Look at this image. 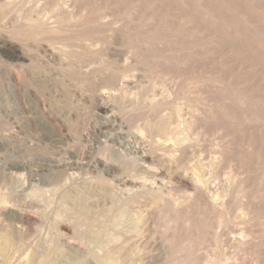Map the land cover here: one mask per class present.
I'll use <instances>...</instances> for the list:
<instances>
[{
  "label": "rangeland",
  "instance_id": "374dc122",
  "mask_svg": "<svg viewBox=\"0 0 264 264\" xmlns=\"http://www.w3.org/2000/svg\"><path fill=\"white\" fill-rule=\"evenodd\" d=\"M71 1L86 34L105 15L108 41L73 74L48 42L17 40L23 22L0 30V264H264V0ZM159 115L181 133L154 129Z\"/></svg>",
  "mask_w": 264,
  "mask_h": 264
},
{
  "label": "bare ground",
  "instance_id": "6f19581e",
  "mask_svg": "<svg viewBox=\"0 0 264 264\" xmlns=\"http://www.w3.org/2000/svg\"><path fill=\"white\" fill-rule=\"evenodd\" d=\"M25 1V5H26V1L27 0H23L22 1V3ZM34 2V0H28V3H27V5H30V2ZM38 1H40V0H38ZM44 2L41 4V5H43V8L45 9V12H44V10L42 9L41 10V8L40 7H42V6H39V3L37 4H35V2H36V0H35V2L31 5V6H25L24 5V3L22 4V3H20L21 1H19V3H17L16 2V0H0V17H1V21H0V30H5V31H10L11 30V28H13V26H14V24L12 23V22H15V21H19V23L21 22H23L22 24V28H14V29H16V31H18V33H16L17 35H16V37H18L17 38V40L18 41H20L21 43H23L24 45H28V43L29 42H27V41H29V40H31V41H33V42H37V43H41V42H44V41H46V42H48L49 43V45H47V46H49V47H47L46 48V51L47 52H49V53H51L50 51L52 50V52L57 56V54H56V51H61L62 52V57H64L63 56V54L64 55H66L67 57H69V58H71V60H70V64L69 63H67L68 64V66H67V70L69 71V72H72V74L74 73V72H76V68H75V66L76 67H79L81 64H83V65H85L84 64V61H86L85 63L86 64H88V66L89 65H91L92 64V62H91V64L90 63H87V62H90L92 59H90L91 57H90V55H92L95 51H94V48H93V45L95 44V43H97V41H99V40H103V42H104V40H106V37L103 35V34H101L102 33V31H104L105 30V28L107 27H105V24L107 25V21H104L103 20V15L104 14H100V13H96V14H92L91 15V17H90V19H91V22L93 23V27H91V29L89 30V34L87 33L86 34V31L84 30H82V26H84L85 24H87V22L89 21L88 19H87V21H86V23L84 24V17H85V15H84V12L81 10H79V7H81L80 6V3H79V6H78V8H77V10H79L78 11V13H72V11H70L71 9H69V7L70 8H72V1L71 0H43ZM70 1V2H69ZM78 1V0H77ZM77 1H75V2H77ZM78 2H80V1H78ZM45 4H49V6H46V8H45ZM71 4V5H70ZM74 4H76V3H73V8H74ZM77 6V5H76ZM75 6V7H76ZM47 8L48 9H50V10H47ZM46 10H47V12H49V16L52 14V16L54 17V23H56L57 24V26H48L47 25V22L46 21H44L45 20V18H47V16L46 15H48V13H46ZM14 11H17L16 13V15H15V18H16V20L15 19H12V16L10 15V14H12V13H14ZM76 11V10H75ZM43 13H46V14H44L43 16H46V17H43L42 16V14ZM90 13V12H89ZM211 13V12H210ZM108 15V14H107ZM11 16V17H10ZM105 16V15H104ZM159 16H161V15H159ZM131 17V16H130ZM9 19V20H8ZM50 19H52V18H50ZM50 21V20H49ZM52 21V20H51ZM118 22V21H117ZM138 22H140V21H138ZM18 23V24H19ZM70 23H72V25H73V27L75 26V28L76 27H78V28H76L77 29V33L75 34H73V35H71L69 32H70V27H69V25H70ZM91 24V23H90ZM154 24V23H153ZM152 24V25H153ZM88 25V24H87ZM86 25V26H87ZM117 25V24H116ZM81 28H80V27ZM102 26L104 27V29L102 28ZM111 27V26H110ZM151 27V26H150ZM74 28V29H75ZM85 28V27H84ZM112 28H110V30H111ZM72 30H73V28H72ZM87 30V29H86ZM175 30V29H174ZM74 32V31H73ZM60 34V35H59ZM11 36V35H10ZM11 38L12 39H16V38H14L13 36H11ZM56 39H58V41L56 40ZM135 39V38H134ZM133 39V40H134ZM56 40V41H55ZM108 40H109V38H108ZM107 41V40H106ZM105 41V42H106ZM129 41V40H128ZM154 41V40H153ZM103 42H101L102 43V45L103 44H105V42L103 43ZM58 43H61V45H57ZM100 43V44H101ZM107 43H108V41H107ZM98 44V43H97ZM97 44H96V47H97ZM76 47V46H79V47H81V49H78L79 47H77L76 49L77 50H75L73 47ZM7 47H8V45H7ZM95 47V49H97ZM98 47H99V44H98ZM105 47H106V45H105ZM25 48V47H24ZM59 48V50H57V49ZM106 48H108V47H106ZM33 49H36V48H33ZM45 49V48H44ZM99 49V48H98ZM97 49V50H98ZM100 49H102V48H100ZM25 50V49H24ZM37 51L39 50V48L38 49H36ZM36 50H34V51H36ZM50 50V51H49ZM26 51H27V49H26ZM28 51H29V48H28ZM31 51L32 52H34L33 50H32V47L30 48V54H31ZM40 51V50H39ZM46 51H44L45 52V55L44 54H41L40 53V56H42L43 57V55L44 56H49V54L47 55L46 54ZM99 51V50H98ZM138 51V50H137ZM136 52V51H135ZM157 52V51H156ZM24 53H25V51H24ZM27 54H29L28 52H26ZM25 53V54H26ZM39 53V52H38ZM106 53V52H105ZM23 54V53H22ZM29 54V55H30ZM32 54H34V53H32ZM32 54H31V56L30 57H34V55L32 56ZM54 54H53V56H54ZM58 55H61V53H59ZM24 56V55H23ZM55 56V57H56ZM25 58L27 57V56H24ZM39 57V56H38ZM37 57V55H36V59L38 58ZM41 57V58H42ZM61 57V56H60ZM66 57V58H67ZM76 59H75V58ZM98 57V56H97ZM54 58V57H53ZM66 58H63V59H66ZM30 59V58H29ZM36 59H34V60H36ZM38 59H40V58H38ZM55 59V58H54ZM57 59V58H56ZM68 59V58H67ZM33 60V59H32ZM33 60V61H34ZM43 60V59H42ZM58 60V59H57ZM88 60H90V61H88ZM32 63V62H31ZM78 63H80V65L79 66H77V65H75V64H78ZM98 64V63H97ZM33 66H35L34 64H32ZM38 65V64H37ZM87 66V67H88ZM92 66V65H91ZM95 66V65H94ZM20 67V66H19ZM86 67V66H85ZM85 67H81V68H84L85 69ZM80 68V67H79ZM79 68H77V69H79ZM84 69H81V70H83L84 71ZM20 70V69H19ZM66 70V71H67ZM65 71V72H66ZM79 71V70H78ZM21 72V71H20ZM23 72V71H22ZM80 74H81V72H80ZM83 74V73H82ZM87 74V73H86ZM84 75V74H83ZM75 76V75H74ZM82 76V75H81ZM78 77H79V75H78ZM162 78V77H161ZM81 79V78H80ZM115 81V80H114ZM161 81V80H160ZM78 82V81H77ZM116 82V81H115ZM159 82V81H158ZM87 84H89V82H87ZM119 84V83H118ZM158 84V83H157ZM173 84V83H172ZM95 85V84H94ZM111 85V84H110ZM154 85V84H153ZM156 85V84H155ZM189 85V84H188ZM105 86H107V85H105ZM158 86V85H157ZM82 87V86H81ZM99 87H101V86H99ZM131 88V87H130ZM194 88V87H193ZM95 89V88H94ZM98 89V88H97ZM101 89V88H100ZM85 90V89H84ZM93 90V89H92ZM136 91V90H135ZM99 93V92H98ZM97 93V94H98ZM102 95V94H101ZM150 96V95H149ZM153 99V98H152ZM154 100V99H153ZM152 101V100H151ZM150 101V102H151ZM155 104V103H154ZM163 114V113H162ZM192 117V116H191ZM193 119V118H192ZM172 120H174V119H172ZM175 121V120H174ZM177 121V120H176ZM186 126H187V124H186ZM153 127V126H152ZM157 129L158 131H164V132H170V133H178V131L180 130L179 128L180 127H178V125H174L173 124V122L172 121H170L169 119H168V117H165V116H162V115H159L158 116V118H157V121L155 120L154 121V129ZM188 131V130H187ZM189 131H191V128H190V130ZM180 133H181V131H179ZM184 133V132H183ZM185 135V134H184ZM180 137V136H179ZM179 137L178 138H176V139H178V141H176L177 143L179 142V143H181L183 140H180L179 139ZM181 138V137H180ZM184 138V137H183ZM175 139V138H174ZM168 141H170V139H168V138H158L157 139V143L160 145V146H167L169 143H168ZM175 141V140H174ZM190 141H192V139L190 140ZM172 143V142H171ZM184 142H182L181 144H183ZM188 143V142H187ZM181 144H179L180 146H181ZM175 146H176V144H174ZM169 146V145H168ZM172 147H173V144L171 145ZM191 146V145H190ZM194 147V146H193ZM181 148V147H180ZM179 150V149H178ZM190 150V149H189ZM174 154V153H173ZM173 154H171V155H173ZM177 154V153H176ZM188 154H190V153H188ZM192 154V153H191ZM192 158V157H191ZM194 158V157H193ZM199 162V161H198ZM201 162H202V160H201ZM173 163V162H172ZM185 164V163H184ZM191 164V163H190ZM197 164V163H196ZM178 165V164H177ZM186 165V164H185ZM205 166V165H204ZM196 167H197V165H196ZM209 167V166H208ZM193 168V167H192ZM213 168V167H212ZM194 169V168H193ZM192 169V170H193ZM203 169V168H202ZM201 169V170H202ZM176 170H177V168H176ZM196 171V170H195ZM195 171H191V172H186L185 174L194 182L193 184L195 185V188H197V187H199V188H203V189H205L206 188V185H207V182H206V180H205V178L203 177V175L202 174H198V172L196 173ZM170 181V180H169ZM210 182V181H209ZM96 186V185H95ZM208 187V186H207ZM100 188V187H99ZM242 188V187H241ZM208 189V188H207ZM102 190V189H101ZM100 190V191H101ZM149 190V189H148ZM103 191V190H102ZM55 192V191H54ZM77 192V191H76ZM117 192V191H116ZM202 192V191H201ZM78 193V192H77ZM110 193H112V192H110ZM146 193H148L151 197H154V198H156L157 200H164V206H166L167 207V209L168 210H175V208H174V204H173V202H172V200L171 199H169L168 197H166L161 191H159V190H156V191H154V190H149L148 192H146ZM78 195V194H77ZM108 195V194H107ZM67 196V195H66ZM106 196V195H105ZM188 196V195H187ZM68 197H70V196H68ZM217 196L215 195V194H213V193H209L208 194V202H210V205L212 206V208L215 210V213L216 214H218L217 216H218V218H217V220L214 222V223H212V224H209V226H208V229L210 230V234H212L213 236L212 237H214L215 239H216V242L218 243V240L217 239H219V231H217L216 230V228L218 227V226H220L221 224H223L224 223V211L226 210L225 209V205H220L219 203H218V200L216 201V198ZM82 199H81V201L83 200V197H81ZM206 198V197H205ZM125 199V198H124ZM123 199V200H124ZM120 200V199H119ZM112 202V201H111ZM121 202V201H120ZM124 202V201H123ZM122 202V203H123ZM178 202V201H177ZM195 202V201H194ZM6 203V202H5ZM85 204V203H84ZM182 204V203H181ZM185 204H186V202H185ZM70 205V204H69ZM86 205V204H85ZM85 205H83V206H85ZM180 205V204H179ZM182 205H184V204H182ZM189 205V204H188ZM187 205V206H188ZM201 205V204H200ZM11 206V205H10ZM190 206V205H189ZM70 207V206H69ZM184 207H186V206H184ZM196 208V207H195ZM211 208V207H210ZM62 209V208H61ZM86 209H87V206H86ZM180 209V208H179ZM124 210V209H123ZM210 210V209H209ZM82 212H83V210H82ZM89 213V212H88ZM92 213V212H91ZM124 214V213H123ZM174 216V215H173ZM195 216V215H194ZM228 216V215H227ZM94 217H95V215H94ZM191 218V217H190ZM231 218V217H230ZM94 221V220H93ZM166 228L168 229H175L177 226H179V222L177 221V220H175V219H173L172 217H170V218H166ZM214 221V220H213ZM183 225L184 226H190V224H192L191 223V220L189 219V218H187L186 217V219H183ZM231 223V222H230ZM206 224V223H205ZM181 225V224H180ZM182 225V226H183ZM204 226V225H203ZM238 227V226H237ZM165 228V229H166ZM207 228V227H206ZM174 229H173V231H174ZM207 229V230H208ZM234 229V228H233ZM15 230H17V231H19L20 232V228L19 229H17V228H15ZM199 230H200V228H199ZM204 230V229H203ZM206 230V231H207ZM239 230V229H238ZM244 230V229H243ZM22 232V231H21ZM146 232V231H145ZM18 233V232H17ZM237 233V232H236ZM92 235V234H91ZM95 235V234H94ZM181 235V234H180ZM246 235V234H245ZM224 236V235H223ZM190 237H192V236H190ZM195 237V236H194ZM211 237V238H212ZM200 238V237H199ZM210 238V237H209ZM213 238V239H214ZM233 238V237H232ZM231 238V239H232ZM201 239V238H200ZM238 239V238H237ZM212 240V239H211ZM72 241V240H71ZM168 241V240H167ZM238 241V240H237ZM215 242V243H216ZM166 243V242H165ZM206 243V242H205ZM167 244V243H166ZM199 244V243H198ZM202 244V243H201ZM204 245V244H203ZM216 246H217V244H215ZM242 245V244H241ZM215 246V247H216ZM243 246V245H242ZM238 247V246H237ZM114 249H113V251H115L116 249H117V247H113ZM180 248V249H179ZM186 248H192V249H195V245H194V243L191 241V240H186V241H183V242H181V243H179L178 244V249H179V251L180 250H182V249H186ZM218 248V247H217ZM217 248H216V251H217ZM212 249V248H211ZM169 251V250H168ZM177 251V250H176ZM110 252H112V251H110ZM127 252V251H126ZM181 252V251H180ZM114 253V252H113ZM109 254V253H108ZM111 255V254H110ZM109 255V256H110ZM109 256H107V257H109ZM111 257V256H110ZM113 258V257H112ZM111 258V259H112ZM207 258V257H206ZM208 259V258H207ZM206 259V260H207ZM212 259V258H211ZM214 259V258H213ZM212 259V260H213ZM45 260V259H44ZM205 261V260H204ZM227 261V260H226ZM108 264H112L113 262L111 261V260H108V261H106ZM236 262V261H235ZM104 263V262H103ZM206 263H208V262H206ZM46 264V263H45ZM129 264H131V263H129ZM179 264H184V262H180ZM196 264V263H195ZM210 264H224V262H223V260L221 259V258H219V257H216L215 258V260H213ZM226 264V263H225Z\"/></svg>",
  "mask_w": 264,
  "mask_h": 264
}]
</instances>
